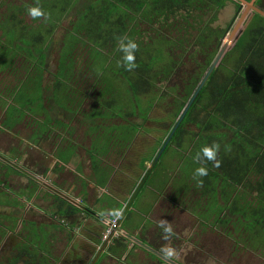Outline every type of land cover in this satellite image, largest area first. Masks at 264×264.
Masks as SVG:
<instances>
[{
  "label": "rangeland",
  "instance_id": "obj_1",
  "mask_svg": "<svg viewBox=\"0 0 264 264\" xmlns=\"http://www.w3.org/2000/svg\"><path fill=\"white\" fill-rule=\"evenodd\" d=\"M108 1L39 0L50 14L45 21L27 14L37 0H0V54L5 57L0 56V75L12 86V94L23 95L18 101L9 96V101L17 102L20 116H37L38 130L49 138L50 148L64 144L72 150L61 176L62 164L55 158L60 164L53 167L55 183L65 186L72 205L95 214H101L95 201L107 196L118 200L120 208L125 204L218 50L231 48L227 38L243 8L236 9L229 0L214 8L206 0L175 12L150 5L136 12L121 1ZM259 1L264 6V0ZM122 35L139 44L138 66L131 72L117 63L122 54L115 38ZM255 111L264 116V106ZM235 124L230 120L232 127ZM19 130L25 133L23 127ZM239 137L235 141L240 145L227 150L238 162L235 171L208 175L206 185L199 187L193 173L200 165L168 145L121 219L118 235L140 234L159 254L165 245L174 247V259L161 254L173 264H264V175L253 168L243 147H264V130ZM5 191L0 185V205L14 201V192ZM50 215L55 219L46 221V230L42 224L27 223L19 228H29V236L0 234V263L12 262L18 254L19 264L31 259L38 264H88L105 226L97 235L94 220L80 212L72 221L64 219L70 229L61 230L63 214ZM104 215L105 225L117 218ZM159 219L173 227L175 236L169 241L156 226ZM102 259L101 264H113ZM119 260L168 264L137 246Z\"/></svg>",
  "mask_w": 264,
  "mask_h": 264
},
{
  "label": "trees",
  "instance_id": "obj_2",
  "mask_svg": "<svg viewBox=\"0 0 264 264\" xmlns=\"http://www.w3.org/2000/svg\"><path fill=\"white\" fill-rule=\"evenodd\" d=\"M105 1L108 5L110 4L108 0ZM117 1H121L124 8L136 12L142 11L145 5H150L156 10H174L175 12L186 7H197L207 1H211L214 8H219L224 2V0ZM233 3L235 8L239 9V5L236 2ZM254 5L264 11L261 1L255 0ZM164 40L165 43L168 42ZM208 63L209 59L206 65ZM259 106H264V19L253 13L231 48L222 55L175 132L170 146L184 152L190 160L196 162L194 157L203 146L213 142L219 143L217 159L221 161L220 167L214 168L212 163H207L208 175L216 176V173L235 171V165L238 162L235 158L228 156L227 150L239 144L235 141L236 138H240L239 135L252 136L264 130V116L255 111ZM230 120L236 122L237 126L233 128ZM189 127H194L195 131H191ZM245 146L251 156L250 162L253 168L264 175V147L249 145L243 147ZM208 175L200 178L203 180V186L206 185ZM74 210L72 209L71 212ZM119 239L113 242L115 246L106 245V252L110 256L119 258L126 251V243L121 242L122 238ZM104 257L105 255L100 259ZM17 258L18 254L12 262L7 264H19ZM21 264L38 263L31 259Z\"/></svg>",
  "mask_w": 264,
  "mask_h": 264
},
{
  "label": "crops",
  "instance_id": "obj_3",
  "mask_svg": "<svg viewBox=\"0 0 264 264\" xmlns=\"http://www.w3.org/2000/svg\"><path fill=\"white\" fill-rule=\"evenodd\" d=\"M0 56L3 55L0 54ZM13 92L12 86H9L5 77L0 75V185L6 187L5 194L9 192L15 194V196L10 195L14 204L10 200L0 205V214L3 215V219H0L1 237L19 236L20 232L24 235L16 238H23L26 234L29 236V228L25 230L27 223L42 224L46 230V227L50 226L46 221L55 219L50 215L55 212L63 214L59 221L63 224L60 229L69 230L70 226L67 227L63 223L64 219L69 217V213L80 214V210L71 204L73 203L69 199L71 195L69 192L66 193L65 186L56 184V169L53 171V167L56 164L60 165L56 163L55 158H57L59 159L57 162L63 165L59 167L58 173L62 172L60 176L65 173V163L71 158L72 150H68L69 148H66L64 144L60 149H55V145L50 148L49 138L42 136L43 132L38 130L35 119L37 116L27 113L20 116L17 102L9 101V96L12 97V101L14 99L18 101L23 96L20 91L12 94ZM14 111L17 113L14 114ZM25 117L31 119L25 121ZM54 122H50L48 126ZM20 127H23L24 134L20 133ZM43 138L44 141L41 140ZM62 205L64 209L61 208ZM72 209L75 210L71 212ZM22 224L25 226L19 228Z\"/></svg>",
  "mask_w": 264,
  "mask_h": 264
},
{
  "label": "water",
  "instance_id": "obj_4",
  "mask_svg": "<svg viewBox=\"0 0 264 264\" xmlns=\"http://www.w3.org/2000/svg\"><path fill=\"white\" fill-rule=\"evenodd\" d=\"M232 1L236 2L240 7H243V8H242V11L239 14V17L237 18L235 24L233 25V27H232V29H231V31L229 33L228 38H227V41L231 40V43H233L237 39V37L240 35L241 30H238L236 35H234V33L237 30V28H239V26L245 20L246 16L249 13L257 14L258 16H260L261 18L264 19V12L261 11L260 9H258L254 5L255 0H250L249 2H246L245 0H232ZM225 47L226 46L223 45L218 50V52L214 56L213 60L211 61V63L209 64V66L207 67L205 72L203 73V75L200 78V80H199L198 84L196 85L195 89L193 90V92L189 96L188 100L184 104V106H183L182 110L180 111L179 115L176 117L171 129L169 130V132L167 133V135L165 136V138L161 142V144H160L159 148L157 149L156 153L154 154L152 160L150 161V163L146 167V169H145L143 175L141 176L140 180L136 184L135 188L131 192V194H130L129 198L127 199V201L125 202V204L122 206L121 211L119 212V215L115 219V222L112 225L111 229L108 231V233L105 236V238H103V240L100 243L98 249L96 250V252L92 256V258L90 259L88 264H95V262L97 261L98 257L103 252L104 247L108 243L109 238L113 235L114 232H116L118 230L117 228L119 226V223H120L121 219L123 218V216L126 213V211L128 210V208L130 207V204L132 203V201L135 198V196L138 193V191L141 189V187L144 184L145 180L147 179V177L149 176V174L153 170V168H154L155 164L157 163V161L159 160L160 156L162 155V153L164 152L166 147L170 144L172 138L174 137L175 132L180 127L183 119L185 118V116L188 113V111L190 110L191 106L193 105V103L197 99L199 93L201 92L202 88L206 84V82L209 79L211 73L216 68L217 64L219 63V60L221 59L222 55L224 54ZM163 260H165V262H167L168 264H173V263H171L170 261H168L166 259H163Z\"/></svg>",
  "mask_w": 264,
  "mask_h": 264
},
{
  "label": "clouds",
  "instance_id": "obj_5",
  "mask_svg": "<svg viewBox=\"0 0 264 264\" xmlns=\"http://www.w3.org/2000/svg\"><path fill=\"white\" fill-rule=\"evenodd\" d=\"M27 14L32 19L43 18L47 21L50 14L46 13L42 7L39 6V0L34 6L27 8ZM117 42V50L122 54L121 59L117 62L118 66H122L126 71H133L137 68L136 52L139 51V44L132 38L126 35L118 36L115 38ZM220 144L213 142L210 145L203 146L199 152L196 153L194 160L200 165L194 170L193 179L196 181L197 186L203 185V180L200 179L208 175L207 163H212L214 168H219L221 161L217 159ZM103 213H101L102 215ZM111 215L118 216L119 210H111ZM156 226L162 230V239L169 241L175 232L171 223L166 219H159L156 221ZM161 254L168 260H172L177 256V251L170 245H165L161 249Z\"/></svg>",
  "mask_w": 264,
  "mask_h": 264
},
{
  "label": "flooded vegetation",
  "instance_id": "obj_6",
  "mask_svg": "<svg viewBox=\"0 0 264 264\" xmlns=\"http://www.w3.org/2000/svg\"><path fill=\"white\" fill-rule=\"evenodd\" d=\"M161 144V143H160ZM170 145V144H169ZM160 146V145H159ZM159 146H158V148H159ZM189 159V158H188ZM193 161V160H192ZM158 162V161H157ZM157 164V163H156ZM155 164V165H156ZM152 172V171H151ZM144 173V172H143ZM143 173H141L142 175H143ZM151 174V173H150ZM149 174V175H150ZM142 175H140L138 178H141V176ZM149 177V176H148ZM148 177H147V179H148ZM146 179V180H147ZM140 180V179H139ZM138 180V181H139ZM145 180V181H146ZM102 184H104V181H102ZM107 185V184H106ZM133 191V190H132ZM130 196V195H129ZM105 199H100V200H96L95 201V205H97V206H99V208L101 209V213H105V212H107V213H105V214H107V215H104V214H99V213H96L95 214V211L93 212V210H90V209H88L86 206H79V205H75V207L78 209V210H80V212H81V215L82 216H84V217H91L94 221L91 223L92 225H97V229H96V231H97V235H99L100 234V230L102 229L101 227H102V225L103 226H105V229H104V231L103 232H105V230H107V228L108 227H106V225L105 224H103L104 222L102 221L103 220V218H102V216L104 215V216H108V217H111V218H115L116 216H113V215H111V210H119V211H121V208L119 207V205L120 204H118V200H116V199H114V198H112L111 196H107L106 197V200L104 201ZM127 201V200H126ZM125 201V202H126ZM79 202L81 203V200H79ZM81 205H83V203L81 204ZM104 206H105V208H104ZM69 217V219H71L72 220V217L74 216V213L73 214H70L69 213V215H68ZM108 217H106V218H108ZM122 222V221H121ZM101 226V227H100ZM129 227V226H128ZM120 228V227H119ZM120 235L121 234H119L118 235V233H117V231L116 232H114L113 233V235L109 238V241H108V243L106 244V245H110V246H115L114 245V241L116 240V239H119V237H120ZM132 236H137L139 239H136V238H134V237H132ZM132 236H130L128 233H126V232H124V234H122L121 235V238L123 239V240H121V242L122 243H124L125 241H127V242H130L131 243V246L129 247V248H126V254H128L129 255V252H130V249H131V247L132 246H137V247H139L142 251H145V252H147L148 254H150L151 256H153V257H156V259H157V261H164L165 262V260H163V259H165V258H163V256H161V254H159V253H157V252H155L154 250H152V249H150L147 245H146V243H144V241H142V239L143 240H145V237L144 236H141L140 234H136V233H134V235H132ZM103 238H105V236H103V234H102V239ZM102 241V240H101ZM100 243L101 242H99L98 243V246L100 245ZM106 248H107V246H105L104 247V249H103V252L100 254V256L98 257V259H97V261L95 262V264H101L102 262V260L103 259H100L101 258V256H104L105 255V259H109V260H112L113 261V264L114 263H116V262H118L119 264L121 263L120 261L121 260H119V259H121V256L118 258V257H115V256H110L109 255V253H107L106 252ZM123 254V253H122ZM121 254V255H122ZM94 255V254H93ZM89 263V262H88ZM122 264V263H121Z\"/></svg>",
  "mask_w": 264,
  "mask_h": 264
},
{
  "label": "built area",
  "instance_id": "obj_7",
  "mask_svg": "<svg viewBox=\"0 0 264 264\" xmlns=\"http://www.w3.org/2000/svg\"><path fill=\"white\" fill-rule=\"evenodd\" d=\"M114 222L115 221L112 219L110 224H106V227H108V228H107V230H105V233H103V236L107 235L108 231L111 229V227L114 224Z\"/></svg>",
  "mask_w": 264,
  "mask_h": 264
}]
</instances>
